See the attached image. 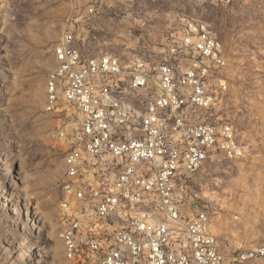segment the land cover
Wrapping results in <instances>:
<instances>
[{"label": "built area", "instance_id": "1", "mask_svg": "<svg viewBox=\"0 0 264 264\" xmlns=\"http://www.w3.org/2000/svg\"><path fill=\"white\" fill-rule=\"evenodd\" d=\"M85 39L71 16L45 79V110L77 116L72 134L65 121L58 129L61 138L70 135L59 202L65 258L75 264H264V238L251 246L227 240L225 251L208 211L188 212L194 174L246 151L237 127L214 115L227 91V60L208 24L184 17L156 58L90 53Z\"/></svg>", "mask_w": 264, "mask_h": 264}, {"label": "rangeland", "instance_id": "2", "mask_svg": "<svg viewBox=\"0 0 264 264\" xmlns=\"http://www.w3.org/2000/svg\"><path fill=\"white\" fill-rule=\"evenodd\" d=\"M93 8L92 13L89 12ZM90 53L156 58L182 19L204 20L223 43L227 91L215 116L238 129L246 151L206 163L192 178L188 212L207 210L222 249L264 238V0L228 5L181 0H0V264H75L65 258L59 202L75 112L45 110L53 46L66 22Z\"/></svg>", "mask_w": 264, "mask_h": 264}]
</instances>
